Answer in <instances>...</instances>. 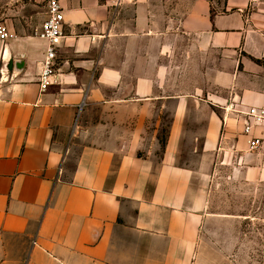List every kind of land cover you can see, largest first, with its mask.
Instances as JSON below:
<instances>
[{"label":"crops","instance_id":"obj_1","mask_svg":"<svg viewBox=\"0 0 264 264\" xmlns=\"http://www.w3.org/2000/svg\"><path fill=\"white\" fill-rule=\"evenodd\" d=\"M47 1L0 0V264H239L210 195L264 178L232 110L264 101V0H60L41 91Z\"/></svg>","mask_w":264,"mask_h":264},{"label":"rangeland","instance_id":"obj_2","mask_svg":"<svg viewBox=\"0 0 264 264\" xmlns=\"http://www.w3.org/2000/svg\"><path fill=\"white\" fill-rule=\"evenodd\" d=\"M190 158L193 159L189 153H182L180 162ZM214 176L210 210L235 216L233 229L238 263L264 264V178L247 180L232 163L218 166Z\"/></svg>","mask_w":264,"mask_h":264},{"label":"built area","instance_id":"obj_3","mask_svg":"<svg viewBox=\"0 0 264 264\" xmlns=\"http://www.w3.org/2000/svg\"><path fill=\"white\" fill-rule=\"evenodd\" d=\"M38 35L45 41L46 49L39 75L41 91L55 83L57 58L64 34V11L60 0L47 1V18ZM10 37L7 26L0 22V39ZM239 106V107H238ZM243 120L242 133L247 139L248 149L255 151L264 147V101L257 105L237 104L232 109Z\"/></svg>","mask_w":264,"mask_h":264}]
</instances>
